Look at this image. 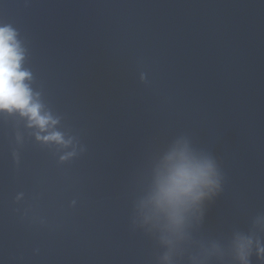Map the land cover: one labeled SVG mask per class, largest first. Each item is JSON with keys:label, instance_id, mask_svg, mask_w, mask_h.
<instances>
[{"label": "water", "instance_id": "1", "mask_svg": "<svg viewBox=\"0 0 264 264\" xmlns=\"http://www.w3.org/2000/svg\"><path fill=\"white\" fill-rule=\"evenodd\" d=\"M3 23L56 123L0 110V264H264V0H0ZM181 148L219 187L172 230L152 196Z\"/></svg>", "mask_w": 264, "mask_h": 264}, {"label": "clouds", "instance_id": "2", "mask_svg": "<svg viewBox=\"0 0 264 264\" xmlns=\"http://www.w3.org/2000/svg\"><path fill=\"white\" fill-rule=\"evenodd\" d=\"M16 35L11 25L0 24V110L18 111L28 118L30 125L44 130L50 122L54 124L56 121L47 112H41L42 105L36 98L38 94L25 83L26 79H31V73L22 68L24 50ZM42 139L62 141L58 132ZM166 159L152 201L163 214L165 227L177 230L190 209L203 198L215 194L219 182L213 162L191 155L186 149H177ZM241 259H244L242 254Z\"/></svg>", "mask_w": 264, "mask_h": 264}]
</instances>
